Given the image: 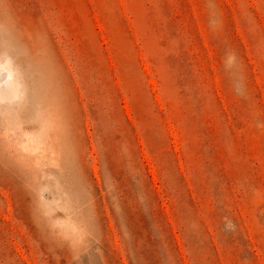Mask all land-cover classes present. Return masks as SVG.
<instances>
[{
  "label": "rangeland",
  "instance_id": "374dc122",
  "mask_svg": "<svg viewBox=\"0 0 264 264\" xmlns=\"http://www.w3.org/2000/svg\"><path fill=\"white\" fill-rule=\"evenodd\" d=\"M0 264H264V0H0Z\"/></svg>",
  "mask_w": 264,
  "mask_h": 264
}]
</instances>
